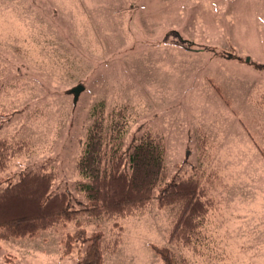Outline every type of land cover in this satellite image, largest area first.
Segmentation results:
<instances>
[{"label": "rangeland", "instance_id": "1", "mask_svg": "<svg viewBox=\"0 0 264 264\" xmlns=\"http://www.w3.org/2000/svg\"><path fill=\"white\" fill-rule=\"evenodd\" d=\"M121 109L124 148L160 137L167 180L195 177L217 202L216 243L221 227L243 228L205 259L168 243L174 211L155 200L124 218L81 213L80 228L104 235L103 264H162L151 244L177 264H264V0H0V141L14 153L0 188L40 169L83 208L76 162L92 113L107 123ZM77 227L0 241V264H77L60 242Z\"/></svg>", "mask_w": 264, "mask_h": 264}, {"label": "trees", "instance_id": "2", "mask_svg": "<svg viewBox=\"0 0 264 264\" xmlns=\"http://www.w3.org/2000/svg\"><path fill=\"white\" fill-rule=\"evenodd\" d=\"M125 118L122 109L113 112L107 123L101 113H92V123L76 162L80 180L75 183V190L83 196V201L78 202L83 208L75 209L68 192L52 194L54 177L40 169L22 173L15 182L9 181L0 188V241L32 239L44 230L74 222L78 225L76 231L65 234L60 241L62 256H76L77 264H103V233H88L80 228L78 215L124 218L143 212L155 200L157 208L174 211L168 243L182 251H200L205 259L211 254L203 249L211 243L223 245L222 252L216 254L227 253L228 244L233 243L229 242L227 231L233 239L237 233L234 231L243 228L241 222L232 223L229 230L222 224L224 227L216 231L220 237L216 243L211 231L218 221L217 202L206 198L195 177L170 176L167 180L160 137L141 134L124 148ZM13 154L0 141V169L6 168ZM118 243L114 240L112 248ZM81 246L80 252L76 247ZM149 247L162 264H177L176 254L170 248L153 244Z\"/></svg>", "mask_w": 264, "mask_h": 264}, {"label": "water", "instance_id": "3", "mask_svg": "<svg viewBox=\"0 0 264 264\" xmlns=\"http://www.w3.org/2000/svg\"><path fill=\"white\" fill-rule=\"evenodd\" d=\"M248 61V60H247ZM83 88L81 86H77L76 88H73L71 90V93L73 94V98L74 101L77 99L79 92L82 90Z\"/></svg>", "mask_w": 264, "mask_h": 264}]
</instances>
